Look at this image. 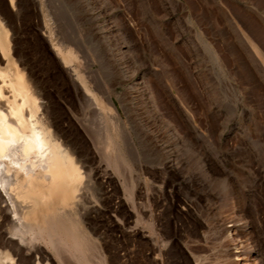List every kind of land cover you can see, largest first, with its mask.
Segmentation results:
<instances>
[{
    "label": "rangeland",
    "instance_id": "374dc122",
    "mask_svg": "<svg viewBox=\"0 0 264 264\" xmlns=\"http://www.w3.org/2000/svg\"><path fill=\"white\" fill-rule=\"evenodd\" d=\"M2 5L88 156L79 214L106 264H264V0ZM107 94L131 172L105 158Z\"/></svg>",
    "mask_w": 264,
    "mask_h": 264
},
{
    "label": "bare ground",
    "instance_id": "6f19581e",
    "mask_svg": "<svg viewBox=\"0 0 264 264\" xmlns=\"http://www.w3.org/2000/svg\"><path fill=\"white\" fill-rule=\"evenodd\" d=\"M4 1L13 16L20 5L0 0V264H106L79 214L88 156L62 132L46 92L21 59ZM56 55L69 78L81 80L68 65L71 53ZM90 94L85 97L93 105ZM106 96L111 125L103 128L105 158L114 169L131 172L118 112Z\"/></svg>",
    "mask_w": 264,
    "mask_h": 264
}]
</instances>
